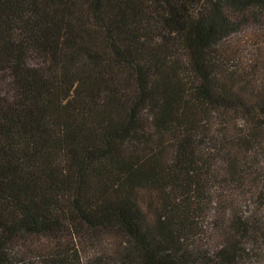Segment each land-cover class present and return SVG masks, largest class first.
Returning a JSON list of instances; mask_svg holds the SVG:
<instances>
[{
  "label": "trees",
  "instance_id": "obj_1",
  "mask_svg": "<svg viewBox=\"0 0 264 264\" xmlns=\"http://www.w3.org/2000/svg\"><path fill=\"white\" fill-rule=\"evenodd\" d=\"M235 36L264 0H0V264H264Z\"/></svg>",
  "mask_w": 264,
  "mask_h": 264
},
{
  "label": "rangeland",
  "instance_id": "obj_2",
  "mask_svg": "<svg viewBox=\"0 0 264 264\" xmlns=\"http://www.w3.org/2000/svg\"><path fill=\"white\" fill-rule=\"evenodd\" d=\"M227 40L229 41L228 43L231 45H236V44L242 45L243 43H246V41L253 42L255 40H258V43H255L253 45L252 44L248 45L249 49L244 50L247 52L242 53L241 58L238 61L232 62L233 63L232 68L234 69L235 66L236 68H239L237 64H243L247 69V72H246L247 74L251 73L254 80H256L257 82H262L264 80V37L260 38L259 40V37L249 38L245 36H235V37L228 38ZM259 66H261V70ZM243 76H244L243 74L242 75L236 74L235 78L238 79V77H243ZM200 220L201 222L203 221V223L207 224L209 221V218H206L203 214Z\"/></svg>",
  "mask_w": 264,
  "mask_h": 264
}]
</instances>
